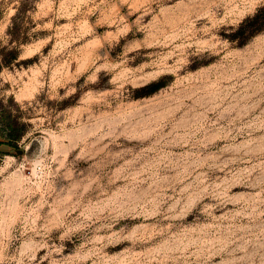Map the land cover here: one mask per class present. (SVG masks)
Here are the masks:
<instances>
[{"label":"rangeland","instance_id":"rangeland-1","mask_svg":"<svg viewBox=\"0 0 264 264\" xmlns=\"http://www.w3.org/2000/svg\"><path fill=\"white\" fill-rule=\"evenodd\" d=\"M0 264H264V0H0Z\"/></svg>","mask_w":264,"mask_h":264},{"label":"trees","instance_id":"trees-1","mask_svg":"<svg viewBox=\"0 0 264 264\" xmlns=\"http://www.w3.org/2000/svg\"><path fill=\"white\" fill-rule=\"evenodd\" d=\"M16 19H18V16H14L13 17V24H12V27H11V29L9 30V31H11L12 32V28H15V20ZM253 24L252 25H250V27L248 28V29H246L245 31H243L242 29H241V31H239V33H240V36H238V37H241V39H242V42L240 43V44H242L245 40H246V38H248V37H250V36H252L253 34H255L258 30H259V26L257 25V20H258V14H256V15H254L253 16ZM233 39V38H232ZM240 39V38H239ZM151 87V89H150V92H148V93H152L153 91H155V90H157L158 88H159V83H151V84H149V85H146V86H143V88L142 89H146V88H148V87Z\"/></svg>","mask_w":264,"mask_h":264}]
</instances>
